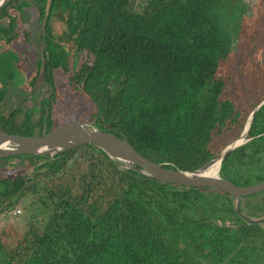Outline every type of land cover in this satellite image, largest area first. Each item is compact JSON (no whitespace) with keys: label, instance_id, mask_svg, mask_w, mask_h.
<instances>
[{"label":"trees","instance_id":"1","mask_svg":"<svg viewBox=\"0 0 264 264\" xmlns=\"http://www.w3.org/2000/svg\"><path fill=\"white\" fill-rule=\"evenodd\" d=\"M224 1L34 0L42 20L37 71L51 93L37 108L0 115V133L55 131H49L54 72L62 70L94 105L93 127L166 169L201 168L239 136L264 97L260 42L227 4L232 0ZM14 3L13 15L0 12L7 23L0 25V42L27 43L19 16L29 3L12 0L10 7ZM56 11L66 15L74 55L53 37L49 22ZM231 26L236 36L228 34ZM11 58L0 54V101L7 78L18 70ZM246 138L220 165L219 176L237 186L264 180V104ZM87 153L82 170L70 174L77 156ZM13 159L30 169L0 177V215L16 205L29 215L24 233L0 241V264H264V228L245 220L240 206L263 192L240 198L239 215L229 194L160 182L89 145L1 161ZM69 176L64 189L38 188ZM255 204L246 207L264 211V201Z\"/></svg>","mask_w":264,"mask_h":264},{"label":"rangeland","instance_id":"2","mask_svg":"<svg viewBox=\"0 0 264 264\" xmlns=\"http://www.w3.org/2000/svg\"><path fill=\"white\" fill-rule=\"evenodd\" d=\"M26 2L29 3L28 9L25 10L23 14H21L19 17L21 20V30L28 33L29 35L28 42L26 43L25 41H20L14 43V41H10L7 44L4 43L3 41L0 42V54H4V53L10 54L12 57L11 60L15 64L17 63L16 65L18 69L15 70L14 73L12 72V75H10V77L7 78L6 85L8 91L6 97L2 101H0V115H3L4 117H7L10 112H12L17 108H19L22 111H26L31 108H37L39 106V102L49 97L51 93V88H49V86L45 84L41 72L37 71V63L39 60V46H40V41L38 39V36H40L42 20L38 16L36 7L34 5V0H26ZM226 2L227 1L225 0L224 3ZM231 3L233 5L227 2V4L230 7L234 6L232 8V11L236 12L235 15L238 18L241 19L243 18L242 22L246 21V24L242 23V25H247L249 31H252L254 34L257 35L256 39H258V41L260 42L259 47L261 48L260 62L262 65H264V0H232ZM13 7H16L15 3L9 9H13ZM239 7L242 8L243 12L237 10V8ZM226 12L228 13L229 9H226ZM9 14L13 15L14 11L13 10L10 11ZM225 21H227L226 18ZM49 23L54 39L60 42L59 44H61V46H64V48L69 52V54L74 55L75 54V48L73 47L74 41L66 40L65 37V35L67 34L66 15L65 14L63 15L62 13L58 14L56 11L54 15H52ZM6 24L7 23L4 19L0 20V25H6ZM228 34L230 36L235 35V29L233 28V26H231V29L228 31ZM237 41H239L238 37L236 38L235 44H237ZM237 49L238 48H236V50ZM81 61L82 60L80 59V57L76 59L77 66L80 65ZM237 61L238 58L234 59V62ZM234 62H232V64ZM260 76H261L260 80L257 82L259 84L257 86L261 88L263 85L261 82L263 79V74H261ZM69 77L70 74L68 72L62 70H56L54 72L55 88L53 89L52 92L53 107H52V114L50 117V119L53 122L51 124V128L49 131L53 129L55 130L59 129L71 123H84L86 125L92 126L95 107L89 101V99L86 98V96L82 95L80 91L75 89V87L70 83ZM19 79L22 80L23 83L20 84L16 82V81L20 82ZM231 83L230 86H232L233 88H235L237 84H239V82H237L236 76L233 78V81ZM248 141L249 140H247L246 138L244 141H242V144L240 146L244 145ZM86 150L87 152H92L90 148ZM262 154L264 153H260L259 155ZM78 156L76 158L78 161L75 164H73L72 167L70 168V174H72L78 169H79L78 171H81L82 170L81 167H83L87 163L88 161L87 159L90 157L88 153L79 154ZM260 164L262 165L261 161ZM29 169L30 168L27 165L21 166L19 161H17V159H13L12 161L9 160L6 163L5 161H1L0 177L1 176L14 177L17 176V174L19 175L20 173L22 174L25 173V171ZM229 171H230V167L225 166L223 169V175L228 176ZM241 173L243 172L241 171ZM70 182H71V176L62 177L57 179L53 184H49L47 181H42V184L38 186V188L50 187L51 185L54 187L56 185V188L64 189V187L69 185ZM34 198H35L34 196L33 198L30 197L29 200L30 201L35 200ZM261 201L262 202L264 201V191L260 195L249 197L242 201V204L244 205H240V206L244 208L245 215L249 219L251 220L264 219V211L257 212L254 211L253 209L251 210L250 208L248 209L246 207L247 206L246 204L251 203L252 206H254L256 202L257 203L255 205L259 206L260 205L259 203ZM16 206L17 207L14 208L19 209L20 214L14 216L11 213L12 212L11 210L7 212H3L0 215V241L3 243H9L13 238H15L16 235L20 233L22 234L25 231L24 218L26 219V215L29 214L25 212L23 206L21 205L20 206L16 205ZM222 216H223L222 220H224L225 216L224 215ZM261 225L264 228L263 222L261 223ZM207 263L211 264L210 259H208Z\"/></svg>","mask_w":264,"mask_h":264},{"label":"water","instance_id":"3","mask_svg":"<svg viewBox=\"0 0 264 264\" xmlns=\"http://www.w3.org/2000/svg\"><path fill=\"white\" fill-rule=\"evenodd\" d=\"M11 1L0 0V10ZM263 104L264 99L255 106L236 140L195 171L166 169L161 164H156L142 157L130 145L114 135L84 123H71L39 137L0 133V160L19 155L55 156L89 145L94 150H100L123 167L133 169L160 182L188 187H206L229 194L237 200L236 209L241 215L238 200L245 196L263 192L264 180L251 186H237L229 180L221 178L218 175L219 170L215 177H206L203 173L215 161L219 163L220 169L222 159L242 144L239 141L246 139L253 117ZM244 219L250 223H264V219L251 220L245 216Z\"/></svg>","mask_w":264,"mask_h":264},{"label":"bare ground","instance_id":"4","mask_svg":"<svg viewBox=\"0 0 264 264\" xmlns=\"http://www.w3.org/2000/svg\"><path fill=\"white\" fill-rule=\"evenodd\" d=\"M240 143L242 141H239ZM219 170V163L215 161L211 166H209L205 171H204V176L206 177H215L217 175V172Z\"/></svg>","mask_w":264,"mask_h":264},{"label":"flooded vegetation","instance_id":"5","mask_svg":"<svg viewBox=\"0 0 264 264\" xmlns=\"http://www.w3.org/2000/svg\"><path fill=\"white\" fill-rule=\"evenodd\" d=\"M11 2H9L7 5H5L1 10L0 12L3 10V9H6V11L9 13L11 10L9 9L10 8V4ZM3 19V16L2 14H0V20Z\"/></svg>","mask_w":264,"mask_h":264},{"label":"built area","instance_id":"6","mask_svg":"<svg viewBox=\"0 0 264 264\" xmlns=\"http://www.w3.org/2000/svg\"><path fill=\"white\" fill-rule=\"evenodd\" d=\"M14 216H16L17 214H20V210L19 209H13L11 212Z\"/></svg>","mask_w":264,"mask_h":264}]
</instances>
